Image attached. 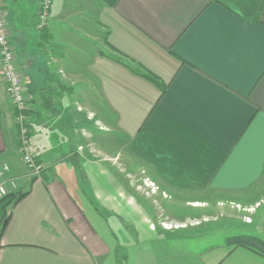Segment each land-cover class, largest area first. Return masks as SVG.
<instances>
[{"label":"crops","instance_id":"crops-1","mask_svg":"<svg viewBox=\"0 0 264 264\" xmlns=\"http://www.w3.org/2000/svg\"><path fill=\"white\" fill-rule=\"evenodd\" d=\"M39 1L5 0L24 81L53 104H31L34 179L0 81V164L28 192L0 202V264H181L164 202L264 210V0H53L44 31ZM258 218L239 235L264 240ZM201 263L264 256L215 246Z\"/></svg>","mask_w":264,"mask_h":264},{"label":"rangeland","instance_id":"rangeland-1","mask_svg":"<svg viewBox=\"0 0 264 264\" xmlns=\"http://www.w3.org/2000/svg\"><path fill=\"white\" fill-rule=\"evenodd\" d=\"M138 180L139 184L144 187V189L141 190L143 193L148 191L151 192L155 189L150 186L153 181L146 178ZM160 195L163 196V194ZM166 196L171 195L168 194ZM181 196V204L178 203L177 200L171 204H169V201L163 203L166 209L168 208L171 210L168 212L171 213L174 218H179V220L183 221L181 229L178 232L170 234L172 238L171 241H168L169 239L165 237L167 238V242H165L166 252L175 250L181 264H202L201 255L211 247H234V245L228 243V239L239 235V232H252L260 222V218H258L259 215L264 214V210H262L261 213L258 212L259 214L257 213L258 215L255 216L256 208H238L232 205V203H224L222 206L219 205L218 208L210 210V208L207 209L205 207L207 203L203 202V204L198 203V205H203V207L194 209L192 206L186 204V200L189 196ZM212 197L215 201L217 198H220V196L218 197L216 195H212L210 198ZM203 198L206 199V196ZM262 209H264V206ZM10 210L11 209H9V212ZM159 213L163 215L161 217L162 221L171 218L167 215V212L166 215H164L165 213H163V211H159ZM104 217L106 218L107 216ZM111 222L113 224V218ZM245 225H247L246 227L248 228L242 229ZM171 259L168 258L167 262Z\"/></svg>","mask_w":264,"mask_h":264},{"label":"built area","instance_id":"built-area-1","mask_svg":"<svg viewBox=\"0 0 264 264\" xmlns=\"http://www.w3.org/2000/svg\"><path fill=\"white\" fill-rule=\"evenodd\" d=\"M53 0H40L37 12L36 29L44 31L50 20ZM0 81L4 82L6 94L12 102L15 125L19 141V154L23 165L34 179H42L45 166L38 158L32 132V99L17 59V50L12 40L6 14L5 0H0ZM151 187L155 184L151 182ZM18 183L12 176L8 163L0 164V199L17 191Z\"/></svg>","mask_w":264,"mask_h":264},{"label":"trees","instance_id":"trees-1","mask_svg":"<svg viewBox=\"0 0 264 264\" xmlns=\"http://www.w3.org/2000/svg\"><path fill=\"white\" fill-rule=\"evenodd\" d=\"M132 68V67H131ZM134 72L143 75L144 77L151 79L153 81H156L155 77H153L151 74L148 72L132 68ZM46 87H40V88H33L29 89L30 93L33 96L32 102L34 104L41 102L42 106H46V101L48 100L49 105L51 106L53 104V95H50V97L45 98V91ZM28 195V192H19V193H13L9 194L8 196L0 199V202H4L7 199H11L10 203L13 202L12 206L15 207L25 196ZM7 207V205H5ZM11 216V211L7 214V218H10ZM5 230V227L1 228L0 231V238ZM228 243L230 245H234V247H244L247 249H251L262 256H264V240L254 236V235H237L230 237L228 239Z\"/></svg>","mask_w":264,"mask_h":264},{"label":"water","instance_id":"water-1","mask_svg":"<svg viewBox=\"0 0 264 264\" xmlns=\"http://www.w3.org/2000/svg\"><path fill=\"white\" fill-rule=\"evenodd\" d=\"M7 222V220H5V223Z\"/></svg>","mask_w":264,"mask_h":264}]
</instances>
